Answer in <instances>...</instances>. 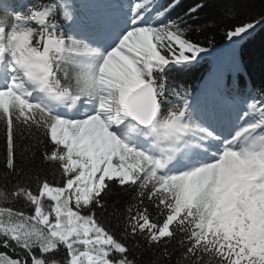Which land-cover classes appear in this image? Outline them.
Segmentation results:
<instances>
[{
	"label": "snow or ice",
	"instance_id": "1",
	"mask_svg": "<svg viewBox=\"0 0 264 264\" xmlns=\"http://www.w3.org/2000/svg\"><path fill=\"white\" fill-rule=\"evenodd\" d=\"M180 5L0 0V264H264V86L215 103L173 75L264 10Z\"/></svg>",
	"mask_w": 264,
	"mask_h": 264
},
{
	"label": "trees",
	"instance_id": "2",
	"mask_svg": "<svg viewBox=\"0 0 264 264\" xmlns=\"http://www.w3.org/2000/svg\"><path fill=\"white\" fill-rule=\"evenodd\" d=\"M99 2L103 3V0H99ZM162 2L167 3V0H162ZM198 2H204V0H181L180 7L173 13V18L177 13L183 16L184 11L195 6ZM224 2L225 0H209V7L200 13L201 20L206 16H217L222 13L221 5ZM230 2L238 5V16L229 17V20L246 22L264 10V0H230ZM210 27H212L210 34L213 35L214 40L211 45H204L210 47L209 54L191 68L173 73L176 81L187 86L193 97L199 98L204 97L207 91L212 90L213 84L217 86L218 83L222 84L226 92L232 88L256 90L264 86V25L258 26L251 36L240 41L236 45L234 53L230 48V42L223 39V31L217 32L215 27L212 25ZM199 39L203 41V36H200ZM28 161L29 163L25 167H32L31 153L28 154ZM35 163H38V158ZM47 174L49 179H52L50 170H47ZM4 183V145L2 137H0V185ZM130 196V193L114 190L108 197L109 212H111L112 206L122 204L129 200ZM7 251L0 248V253ZM179 254L180 250L177 248L172 253V264H175ZM152 259V253L146 249L137 253L139 264H150Z\"/></svg>",
	"mask_w": 264,
	"mask_h": 264
}]
</instances>
